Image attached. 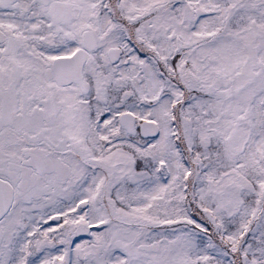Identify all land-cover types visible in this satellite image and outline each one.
Listing matches in <instances>:
<instances>
[{"label":"snow or ice","instance_id":"6c2138e0","mask_svg":"<svg viewBox=\"0 0 264 264\" xmlns=\"http://www.w3.org/2000/svg\"><path fill=\"white\" fill-rule=\"evenodd\" d=\"M0 264H264V0H0Z\"/></svg>","mask_w":264,"mask_h":264}]
</instances>
